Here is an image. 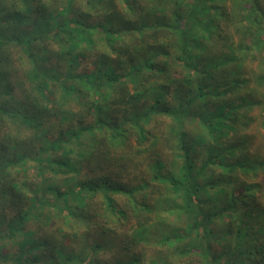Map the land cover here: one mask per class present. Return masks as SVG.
I'll use <instances>...</instances> for the list:
<instances>
[{
	"label": "trees",
	"instance_id": "obj_1",
	"mask_svg": "<svg viewBox=\"0 0 264 264\" xmlns=\"http://www.w3.org/2000/svg\"><path fill=\"white\" fill-rule=\"evenodd\" d=\"M255 107L264 0H0V264H264Z\"/></svg>",
	"mask_w": 264,
	"mask_h": 264
},
{
	"label": "rangeland",
	"instance_id": "obj_2",
	"mask_svg": "<svg viewBox=\"0 0 264 264\" xmlns=\"http://www.w3.org/2000/svg\"><path fill=\"white\" fill-rule=\"evenodd\" d=\"M251 115L258 119L250 130H247V134L250 137V151L253 153L251 156H256L264 160V129L258 124L261 120L259 116V108H253ZM246 174L255 175L252 179H250V181H254L257 177L256 180L262 181L264 184V169H249ZM128 178L131 179V177Z\"/></svg>",
	"mask_w": 264,
	"mask_h": 264
}]
</instances>
